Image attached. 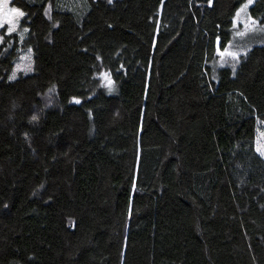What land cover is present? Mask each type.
<instances>
[{
    "label": "trees",
    "instance_id": "trees-1",
    "mask_svg": "<svg viewBox=\"0 0 264 264\" xmlns=\"http://www.w3.org/2000/svg\"><path fill=\"white\" fill-rule=\"evenodd\" d=\"M244 1L12 0L0 264H264V44L212 69Z\"/></svg>",
    "mask_w": 264,
    "mask_h": 264
},
{
    "label": "rangeland",
    "instance_id": "rangeland-1",
    "mask_svg": "<svg viewBox=\"0 0 264 264\" xmlns=\"http://www.w3.org/2000/svg\"><path fill=\"white\" fill-rule=\"evenodd\" d=\"M255 2L256 0H252V4L241 11L240 9L242 6L247 3V0H245L236 10L229 30L230 40L222 49H220V47L218 48L217 57L212 61V69L215 75L219 69L225 67L231 68L233 71V65H235L236 72L242 56L254 46L264 44V24H261L251 15V7ZM10 8H18L15 5H12V0H10L9 3L3 4V11L5 13ZM24 17L13 18L15 30L12 31L11 34L16 35L19 38L20 46L19 57L16 59L14 68L9 77L11 80L18 78L21 74L27 75L31 73L33 69V48L32 45L26 42L29 37V27L23 25ZM252 21H256V23L253 24ZM3 27H6L8 30L9 26L5 24ZM3 27H0V29ZM24 29H27L28 31H24ZM230 52H239V61L234 60L231 55H228ZM103 78L109 83L110 79L107 75H103ZM257 147H260L261 150L264 151V131L258 132Z\"/></svg>",
    "mask_w": 264,
    "mask_h": 264
},
{
    "label": "snow or ice",
    "instance_id": "snow-or-ice-1",
    "mask_svg": "<svg viewBox=\"0 0 264 264\" xmlns=\"http://www.w3.org/2000/svg\"><path fill=\"white\" fill-rule=\"evenodd\" d=\"M9 2H10V0H0V27H3L5 24H7L9 26L8 30L6 32L7 35H11L12 31L15 30V25L13 23V18L14 17H24L26 15V13L23 12L19 8H10L5 13L3 11V4L9 3ZM111 2H112V0H109V3H111ZM211 3H212V0H209V4H211ZM251 4H252V0H247V3L244 4L240 10L242 11L244 8H247ZM252 23L255 24L256 21H252ZM24 31H28V30L24 29ZM2 39L3 38L0 37V41H2ZM217 43L219 44V37L217 38ZM228 55H231L234 60L239 61V58H240V53L239 52H230V53H228ZM245 55H247V53H245ZM232 67H233V74H235V65H233ZM109 83H111V81H109ZM50 91H51V89H50ZM75 102L76 103H80L79 100H76ZM38 120H39V116H37V115H33L31 117V121H33V122L38 121ZM256 150L262 156H264V151H262L260 147H257Z\"/></svg>",
    "mask_w": 264,
    "mask_h": 264
}]
</instances>
